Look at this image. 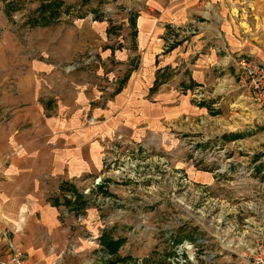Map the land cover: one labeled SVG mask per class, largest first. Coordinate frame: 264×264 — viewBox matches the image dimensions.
<instances>
[{"label": "rangeland", "instance_id": "374dc122", "mask_svg": "<svg viewBox=\"0 0 264 264\" xmlns=\"http://www.w3.org/2000/svg\"><path fill=\"white\" fill-rule=\"evenodd\" d=\"M48 1L55 0H0V102L1 90L14 87L15 76H29L35 64L39 76L43 65L52 64L58 76H93L104 94L88 102L83 120L85 109L75 112V121L97 130L108 123L106 136L97 135L100 152L117 159L115 165L100 162L99 168L93 162L91 173L76 180L89 206L81 212L80 200L71 203L72 213L61 210L69 249L61 263L109 264L112 256L100 241L109 232L125 239L118 255L127 259L117 264H253L264 252V124L254 116L264 104L253 105L236 88L202 94L192 89L188 114H179L187 87L179 83L180 65L171 63L152 89L158 93L143 97L148 106L134 116L119 114L123 123L118 122L112 108L123 103L115 91L127 70L137 65L134 74L142 73L149 50L150 59L158 55L163 65L171 48L188 36L164 30L152 48H143L138 36L134 41L130 13L147 9L146 0H59L60 19L31 26L28 19ZM110 22L119 32L107 29ZM108 47L117 53L108 56ZM174 88L179 96L164 114L169 102L156 96ZM159 103V114L151 112ZM154 115L156 122L150 120ZM244 170L245 178L236 175ZM90 208L96 216L87 229L83 222Z\"/></svg>", "mask_w": 264, "mask_h": 264}, {"label": "crops", "instance_id": "0c3cea01", "mask_svg": "<svg viewBox=\"0 0 264 264\" xmlns=\"http://www.w3.org/2000/svg\"><path fill=\"white\" fill-rule=\"evenodd\" d=\"M146 2L147 9L132 12L138 14L137 22L139 20L135 40L138 36L143 48H152L154 40L164 30L170 31V36L177 32L188 39L180 40L178 48H171L172 53L163 65L158 55L150 59L149 50L142 63L143 72L135 75L133 70L122 88L115 91L123 102L112 108L116 121L123 123V118H118L123 112L134 116L148 106L145 95L158 93L159 90L152 94V88L163 70L162 76H167L171 63L180 65L179 83L182 89L187 87L180 96L179 114H188L186 106L191 102L192 89L202 94V90L230 93L236 88L235 91L240 89L248 98L238 85L234 60L247 56L264 65V0ZM107 29V37L111 38ZM118 29L119 26L115 31L119 32ZM117 43L116 47H121L122 42ZM116 47H108L107 55L116 54ZM56 60L59 59L56 57ZM31 68L29 76H15L14 87L10 85L1 90L0 253L6 254L15 247L27 255L31 264H62L61 256L69 250L67 232L61 230L63 208L69 213L80 200L85 203L76 180L91 173L93 162L97 168L100 162L104 166L99 138L105 137L111 126L105 123L97 130L86 126L84 121H75L79 119L75 112L84 108L85 112L80 114L83 120L90 106L88 102L104 94L93 76H58L59 69L53 64L43 65L42 70L47 75L39 76L38 64ZM100 77L98 83L104 78ZM172 80L170 77L167 82ZM215 85L216 88H212ZM177 96L176 88L156 96L169 102L164 114L170 111V104ZM77 98L80 104L76 103ZM160 109L159 103L151 112L159 114ZM257 112L254 116L258 115L264 124V106ZM150 120L157 121V117L154 115ZM88 206L87 203L80 205V211ZM87 210L84 222L81 214L78 220L91 229L89 222L95 212L93 208Z\"/></svg>", "mask_w": 264, "mask_h": 264}, {"label": "built area", "instance_id": "2783aa9c", "mask_svg": "<svg viewBox=\"0 0 264 264\" xmlns=\"http://www.w3.org/2000/svg\"><path fill=\"white\" fill-rule=\"evenodd\" d=\"M234 66L236 67L237 79L240 88H242L253 104L262 106L264 104V65L257 61L249 60L246 57H240L234 60ZM116 157L111 160L109 154L103 155L104 166L115 165L113 162L116 161ZM236 175H249L246 170L238 172ZM244 184V183H243ZM88 193V192H87ZM71 197V196H69ZM0 264H31L27 255L12 247L8 253H0ZM253 264H264V252L254 258Z\"/></svg>", "mask_w": 264, "mask_h": 264}, {"label": "trees", "instance_id": "16d2710c", "mask_svg": "<svg viewBox=\"0 0 264 264\" xmlns=\"http://www.w3.org/2000/svg\"><path fill=\"white\" fill-rule=\"evenodd\" d=\"M63 2L59 0L55 1H48L43 2L40 4L39 8L36 10L37 15L33 16L32 18L28 19V22L31 26H48L53 21L60 19L62 15V5ZM9 6V8H8ZM6 9H10L9 12L11 13V7L12 4H8ZM65 11H69L68 8L65 9ZM8 12V11H7ZM137 19L138 14L137 13H130L129 21L131 23V27L133 29V38L135 40L136 34H137ZM115 25H110V30H115ZM137 65L132 66L129 70H127V75L122 79L121 85L117 90H120L122 86L127 82L128 78L130 77L133 69H135ZM156 83V82H155ZM154 88V87H153ZM152 88V89H153ZM238 137V136H237ZM101 244L103 246L104 251H106L107 254L111 255V259H109V264H117L120 260L127 259L126 257H121L118 255L119 250L121 246L123 245L125 239L124 238H115L110 234L109 232H104L102 236L100 237Z\"/></svg>", "mask_w": 264, "mask_h": 264}, {"label": "flooded vegetation", "instance_id": "af4514ba", "mask_svg": "<svg viewBox=\"0 0 264 264\" xmlns=\"http://www.w3.org/2000/svg\"><path fill=\"white\" fill-rule=\"evenodd\" d=\"M101 237V236H100ZM103 247V246H102Z\"/></svg>", "mask_w": 264, "mask_h": 264}]
</instances>
